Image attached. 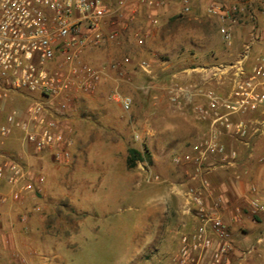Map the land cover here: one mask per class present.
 <instances>
[{
  "label": "rangeland",
  "instance_id": "rangeland-1",
  "mask_svg": "<svg viewBox=\"0 0 264 264\" xmlns=\"http://www.w3.org/2000/svg\"><path fill=\"white\" fill-rule=\"evenodd\" d=\"M189 1L192 4L194 0ZM196 1L185 16L169 13L163 20L159 18L157 27L148 26L145 19L137 27L132 23L117 42L111 43L114 50L110 56H97L98 50L109 43L83 56L84 62L99 69L113 66L124 57L130 59V64L123 67L126 82H120L115 70L112 84L101 89L94 101L87 100L88 94H77L66 115L72 126L74 120H79L83 132L89 126L94 127L87 137L93 147L88 156L84 154L93 167L92 184H71L69 178L59 183L57 167L61 166L69 175L76 159L71 150L74 136L69 137L72 146L66 163L56 162L51 152L36 153L32 149L28 154L35 166L32 171L26 155L21 157L13 151L2 154L0 161L6 157L19 159L34 178L43 177L44 181L31 194L32 217L26 216V233H20L26 246L20 243V247L14 248L8 263L0 255V264H176L173 258L181 234L179 195L174 189L177 185L157 170L163 167L167 176L173 175L175 169L178 171L181 166L173 163V157L185 153L192 138L181 139L180 149L168 148V128L176 122L169 115L176 107L177 112L185 110L174 105L170 97L178 89L194 94L200 90L215 91L226 97L235 80L236 66L241 62L247 78L256 60L264 58V41L258 38L264 31V0L257 5V13L262 14L258 21L252 17L254 9L249 7L248 0H205L206 8L201 7L200 0ZM211 2L239 5L233 16L236 22L231 44L223 40L218 20L207 13ZM141 27L158 31L155 55L146 42L139 44L136 38L132 39V33ZM236 30L241 32L238 40ZM253 45L259 55H252ZM142 62L149 64L148 71L140 67ZM216 68L223 72L214 78L212 71ZM115 92L132 97L129 112L123 111L114 100ZM248 119L251 131L255 128L259 131L236 142L261 144L264 105L250 113ZM106 145L111 147L109 152L102 149ZM130 149L141 155L132 169L127 164ZM81 174L85 175L86 170ZM258 186L260 197L254 195L246 204L231 209L233 215L239 210L233 219L235 227L224 220L232 240L238 244L240 259L235 264L250 263L253 257L257 258V264H264V212H254L250 205L253 199L264 204V182ZM6 187L0 184V190ZM259 239L263 242L260 246ZM252 246L255 251L247 254Z\"/></svg>",
  "mask_w": 264,
  "mask_h": 264
},
{
  "label": "built area",
  "instance_id": "built-area-1",
  "mask_svg": "<svg viewBox=\"0 0 264 264\" xmlns=\"http://www.w3.org/2000/svg\"><path fill=\"white\" fill-rule=\"evenodd\" d=\"M158 1L0 0V138L21 132L36 153L51 152L56 162H68L70 131L60 119L71 109L74 96L94 92L107 75V68H96L84 62L83 56L91 49L119 40L128 6L152 8ZM191 5L189 0H183L182 13L188 14ZM207 7V13L220 24L223 40L231 44L236 22L233 16L239 5L211 2ZM258 38L264 41V31ZM145 40L144 34L137 38L139 44ZM256 61L247 78L241 62L236 66L235 80L226 97L215 91L200 90L194 94L184 89L174 91L170 97L174 105L190 111L207 125V132L189 151L173 157L175 165L191 168L194 183L185 194V213L193 217L194 224L179 237L173 258L176 264H231L230 256L237 251L221 215L222 198L209 202L215 190L206 174L217 163L236 162L238 152L229 150L224 139L242 141L259 131H251L248 119L250 113L264 105V58ZM129 64V57H124L109 68L123 78V67ZM140 67L148 71L149 64L142 62ZM220 72L223 70L216 68L212 77L217 78ZM11 95L29 100L28 104L6 112L2 103ZM113 98L123 111L132 109L131 96L115 92ZM43 181V177L34 178L19 159L6 157L0 161V184L10 188L15 202H22L37 191ZM1 199L5 201L7 196ZM250 205L254 212H264V204L257 199ZM238 213L236 210L235 218ZM254 251L252 246L247 254Z\"/></svg>",
  "mask_w": 264,
  "mask_h": 264
},
{
  "label": "crops",
  "instance_id": "crops-1",
  "mask_svg": "<svg viewBox=\"0 0 264 264\" xmlns=\"http://www.w3.org/2000/svg\"><path fill=\"white\" fill-rule=\"evenodd\" d=\"M175 2V0H159L157 4L152 8H148L146 6H139L136 4L128 6L127 12L125 14V22H123L124 24H122L124 27L122 30V34H125V31L128 29L129 26H132V23L133 26L137 27L145 20H148V22L146 23L148 26L157 27L160 19L163 20L166 14L168 15L169 13H180L185 16L186 14L182 13V2ZM196 3L197 1L194 0L192 2V6L195 7ZM199 3L202 4L201 7L204 6V8H206L207 1L205 2V0H200ZM247 3L249 4L250 8L254 9V15H251L252 17H254V20L258 21L262 19V14L257 13V9L259 7L257 5L258 3L260 4V1L248 0ZM153 21H155V24L153 23ZM141 34L146 35L145 42L150 49H154V51L152 50L151 54L155 55V42L159 41L158 31L155 28L148 30L144 29V27H141L140 31H138L134 35L132 33V39L136 38L135 40L137 41L138 36H140ZM240 36L241 32L239 30H236L235 38L238 40L240 39ZM105 47L106 48L103 50H98V53L96 51L97 56L99 55L101 58H105L107 55L110 56L113 54L114 49L111 46L110 42L109 45H105ZM252 50L253 56H255V54L259 55L260 52L256 47H254V45L252 47ZM106 72V77H104V79L100 82L94 92H91L87 95V100L94 101L95 95H98L101 89H103L104 87L106 88L112 84L111 80L113 76L116 75V71L108 67ZM118 79L121 83L127 81L125 80V77H118ZM28 101L29 100H24L22 97L11 95L10 98L7 99V102L2 103V106L4 107V110L8 112L11 111L13 108H23L25 104H28ZM176 108L174 109V111H171L172 113L169 115L170 117H173L176 122H174V124H172V126L168 128L167 136L170 139V142L168 143V148L180 149L182 145L180 143L181 139L184 140V138H192L189 146L184 151L187 152L190 150V146L197 140L202 138L207 132V125L197 120L191 114L190 111L185 109L183 111L177 112ZM60 122L62 123V126L64 128H67V130L70 131V136H74L75 138V142L71 150L76 155V159L73 165L74 170L73 167H71L70 169H72V171L69 175H67L63 171L64 168H62L61 166L57 167V171L59 172L58 178L60 179L59 183L66 182V179L69 178L71 184L90 185L92 184L91 175L93 167L89 166V158L86 156H88V153L91 152L93 144L89 143L87 137L91 136L94 127L89 126L86 132H83L82 125L80 124L81 122L79 120H74L75 123L72 126L71 120L69 121L66 116L65 118L63 117L62 119H60ZM261 140V144H255L253 142L252 144L246 143L247 145H243L239 142L230 139H224L223 141L229 150L235 149L238 152V159L233 165H219L217 163V166L210 169V171L206 174V178L209 179L211 185L215 190L214 196L213 198H210L209 202L213 203L216 198H222L223 204L220 208L221 215L224 220L228 222V224L233 228L235 227L236 222L233 221V219L235 220V217L231 209L234 206L246 204L250 199H252L254 195L256 197H260L258 194V185L264 182V139L262 138ZM102 149L106 150L104 152H109L111 147L106 145L103 146ZM10 151L15 152L21 157H24V155H26V163L29 167L32 168V171L33 169H35L34 163L30 161L31 157L28 155L32 152V148L24 140V137L21 132L16 131L13 135L5 139L0 138V159L3 156L2 154L8 153ZM178 168V171H176L175 169V173L173 175L169 174L168 176L167 173L163 170V167L159 171L157 170V172H159V175H163V178L164 176L165 178L168 177L169 181L177 185L174 189L179 195V197L177 198L180 209V222L178 223V227L181 229L180 233L182 234L184 232L190 231L193 228L194 224L193 217L185 213V194L188 188L194 183L192 182L190 177L192 175L191 168L185 166H181ZM84 169L86 170L85 175L81 174ZM252 189H254L255 191L253 192ZM10 191L11 190L8 187L0 190V255H2V257H5V263L9 262L8 258L10 257V255H13L12 250L18 246L20 247V243H23L22 246H26V239L23 237V235L21 237L20 233H26V222L24 221V218L31 214L32 210L29 208V206L33 201L30 198L32 195L29 194L24 198L22 202H15L10 196ZM3 195L7 196V199L5 201H2L1 199ZM29 221L32 222V219H29ZM257 243L260 246V244L263 242L261 239H259ZM235 246L237 248L238 244H235ZM237 252L238 249L233 254H231V264H235L236 259H240L237 255ZM249 262L250 263L247 264H257V258L253 257L250 259Z\"/></svg>",
  "mask_w": 264,
  "mask_h": 264
},
{
  "label": "trees",
  "instance_id": "trees-1",
  "mask_svg": "<svg viewBox=\"0 0 264 264\" xmlns=\"http://www.w3.org/2000/svg\"><path fill=\"white\" fill-rule=\"evenodd\" d=\"M141 158L140 153L136 149H130L128 152L127 164L130 169L135 168L137 161Z\"/></svg>",
  "mask_w": 264,
  "mask_h": 264
}]
</instances>
